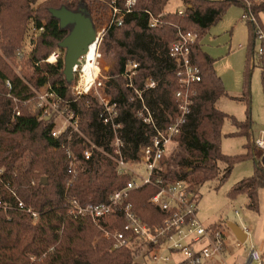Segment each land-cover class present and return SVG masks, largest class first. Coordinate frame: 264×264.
I'll list each match as a JSON object with an SVG mask.
<instances>
[{
	"label": "trees",
	"instance_id": "trees-1",
	"mask_svg": "<svg viewBox=\"0 0 264 264\" xmlns=\"http://www.w3.org/2000/svg\"><path fill=\"white\" fill-rule=\"evenodd\" d=\"M101 1L108 5L113 0ZM168 1L136 0L123 24L112 27L102 39L101 57L110 64L105 72L109 79L104 92L115 103L116 121L123 127L122 137L133 151L140 143H148L149 129L137 116L141 104L134 91L142 90L148 78L155 80L157 86L146 91L143 100L157 122L176 116L174 95L179 85L168 48L175 41L177 29L195 34L191 57L200 69L201 82L195 85L196 94L183 133L175 140L179 150L163 158V179L186 181L192 190L204 184H213L214 190H218L228 180L236 162L252 160L253 176L236 184L228 197L234 200L243 194L247 209L257 210L258 192L264 189V168L254 158L250 80L255 66L254 44L259 32L264 35L259 17L264 12V0H180L181 10L166 13ZM230 7L242 8L253 19L245 21L252 49L250 56L246 55L244 85L238 97L225 90L214 71L215 60L201 47L210 28ZM61 8L85 16L89 11L88 17L92 12L85 0H0V264H137L136 252L112 250L111 243L102 238L89 219L69 214V201L77 200L82 205L103 203L109 194L124 186L129 175H118L116 165L102 152H95L90 161H85L77 135L68 138L63 133L57 139L51 137L54 117L43 118L32 103L35 90L50 84L61 98L60 107L79 114L81 134L110 150L111 132L99 119L103 113L99 102L92 97L74 99L71 84L63 75L62 58L54 65L42 63L71 31L70 27L61 28L51 16L52 10ZM149 16L162 24L150 28ZM29 25L43 26L44 32L25 58L24 65L30 71L16 74L5 58L13 59ZM129 62L139 65L133 88L127 87L123 77ZM258 63L264 71L263 56H259ZM222 98L242 102L247 108L246 120L238 123L221 112L216 103ZM16 109L20 116L13 118ZM226 121L235 126L236 131L230 136L245 139L244 152L239 156H225L221 152ZM67 147L73 151L74 173H69ZM155 192L154 187L146 186L132 192L129 198L133 211L150 229L156 228L164 217L148 204ZM19 203L23 204L22 209ZM28 210L37 214V218H32ZM106 223L108 230H120L124 225L118 213ZM210 228L219 229L216 225ZM261 255L264 261V254Z\"/></svg>",
	"mask_w": 264,
	"mask_h": 264
},
{
	"label": "built area",
	"instance_id": "built-area-1",
	"mask_svg": "<svg viewBox=\"0 0 264 264\" xmlns=\"http://www.w3.org/2000/svg\"><path fill=\"white\" fill-rule=\"evenodd\" d=\"M135 2L136 0H113L106 5L108 17L105 25L99 28L92 22L95 30L94 41L74 66L73 79L70 83V92L75 100L92 97L101 105L103 113L99 119L111 132L109 151L81 134L79 114L60 107L61 98L50 84L41 87L32 101L43 118L54 117L51 137L57 139L63 133H67L68 138L77 135L81 140V156L85 161H90L95 152H102L116 165L118 175H129V180L124 186L109 194L103 203L82 205L77 200L69 201V214L74 218L89 219L102 232V237L110 241L112 250L129 249L136 252L137 264H169L171 259L167 254L182 257V261L175 264H225L222 258L225 244L221 230L205 228L197 219V192L192 190L186 181L167 182L163 179L165 171L163 158L176 138L183 133L192 98L196 94L195 85L201 82L200 69L191 57V48L196 42V35L177 29L175 41L168 48L167 55L174 65V74L179 85L174 95L177 112L174 118L167 116L164 122H157L153 111L144 102L143 94L155 89L157 86L155 80L148 78L142 90H134L141 104L137 116L150 133L148 143H140L135 151L124 141L123 127L116 121L115 103L112 97L104 92L109 78L102 71L100 53L102 39L112 27L123 24L125 16L132 11ZM178 14L181 15L182 12L179 11ZM242 20L253 21L246 14L242 16ZM161 24L159 19L149 16L150 28H156ZM43 32V26L39 28L34 25L29 26L30 50L35 48L37 39ZM257 39L263 42L264 35L259 32ZM263 52L261 45L258 49L259 56H262ZM63 53L64 50L58 48L42 63L54 65L61 58L63 59ZM23 57L22 53H17L18 59ZM138 67L135 62L125 65L123 77L127 80L129 88H133V79ZM7 87L10 88L9 83ZM19 116L20 111L16 109L13 118ZM56 120L62 123L60 130L55 129ZM255 144L259 149H264V130L260 132ZM131 153H134L133 158L130 157ZM65 154L71 161L69 173H74V157L70 147L65 148ZM146 186L156 189L154 195L148 199V204L160 210L164 216L162 222L154 229H150L144 223L129 203L131 193ZM18 206L23 208L22 203ZM27 213L32 218H37V214L30 210ZM117 213L124 221L122 229L112 231L106 229V220ZM263 262L262 255L251 249L243 264H263Z\"/></svg>",
	"mask_w": 264,
	"mask_h": 264
},
{
	"label": "rangeland",
	"instance_id": "rangeland-1",
	"mask_svg": "<svg viewBox=\"0 0 264 264\" xmlns=\"http://www.w3.org/2000/svg\"><path fill=\"white\" fill-rule=\"evenodd\" d=\"M85 3L89 6L88 9L92 11L89 17V11H87L86 17L94 22L95 26L99 28L102 25L104 26L108 17V9L104 1L85 0ZM181 9L180 0H169L165 6L166 13H173ZM242 16H244L242 8L230 7L222 19L210 28L208 34L201 42L202 50L215 60L214 71L216 75L221 78L225 90L233 97H238L242 93L246 55L249 54L250 56L252 49L250 47L248 28L246 22L242 20ZM259 17L264 26V12ZM29 26L27 28L28 31ZM27 30L20 47L15 50L13 59L8 60L5 58L7 65L16 74H20L19 72L22 70L30 71L29 67L24 65L25 58L28 56L29 51H31L29 49V33ZM261 45L264 51V41L256 39L254 44L255 66L251 70L250 80V121L252 125L253 145L256 149L254 158L264 168V149H259L255 144L260 132L264 130V71L258 63V49ZM17 53H22L24 57L18 59ZM63 54L64 60L65 51ZM262 56L264 58V52ZM109 65L107 60H102V71L104 74L110 68ZM136 77L137 74L134 78ZM38 90L36 89L35 92ZM216 106L221 112L238 123L246 120L247 108L242 102L222 98L216 103ZM61 128V121L56 120L55 129L60 130ZM235 131V126L231 122L226 121L222 128L221 139V152L225 156H239L244 152L245 139L229 135L235 133ZM178 150L177 145L174 143L169 148L166 156L169 157L170 154ZM253 174L252 160L236 162L228 180L218 190H214L213 184H204L195 188V191L198 192L197 219L205 228L216 225L221 230L225 244V253L222 257L225 264L245 263L251 249L264 254V189L258 192L257 210L247 209V198L243 194L237 196L234 200L228 197L229 192L236 184L251 178ZM231 225L238 227L248 235L245 243L241 244L238 241L230 229ZM167 255L171 259L169 264L182 261L180 255Z\"/></svg>",
	"mask_w": 264,
	"mask_h": 264
},
{
	"label": "water",
	"instance_id": "water-1",
	"mask_svg": "<svg viewBox=\"0 0 264 264\" xmlns=\"http://www.w3.org/2000/svg\"><path fill=\"white\" fill-rule=\"evenodd\" d=\"M50 13L59 21L61 28L71 27L69 35L59 44V48L65 51L63 75L67 83H71L74 66L94 41L93 23L84 14L72 13L65 8L52 10ZM230 229L241 244L245 243L247 235L243 231L234 225H231Z\"/></svg>",
	"mask_w": 264,
	"mask_h": 264
},
{
	"label": "flooded vegetation",
	"instance_id": "flooded-vegetation-1",
	"mask_svg": "<svg viewBox=\"0 0 264 264\" xmlns=\"http://www.w3.org/2000/svg\"><path fill=\"white\" fill-rule=\"evenodd\" d=\"M71 28V27H70Z\"/></svg>",
	"mask_w": 264,
	"mask_h": 264
}]
</instances>
